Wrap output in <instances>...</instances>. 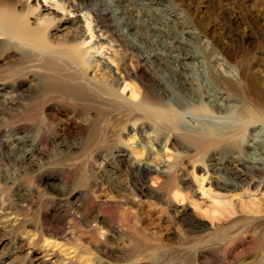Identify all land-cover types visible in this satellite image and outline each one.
Returning <instances> with one entry per match:
<instances>
[{"label": "rangeland", "instance_id": "1", "mask_svg": "<svg viewBox=\"0 0 264 264\" xmlns=\"http://www.w3.org/2000/svg\"><path fill=\"white\" fill-rule=\"evenodd\" d=\"M61 1L0 0L2 25H13L0 35V264H264V171L243 168L257 153L254 139L264 141L260 127L223 151L185 142L182 131L148 142L155 130L140 120L87 111L63 90L59 64L75 54L82 74L111 80L118 62H144L148 45L118 47L136 33L107 12L106 41L83 55L99 36L98 14L115 10L114 0H94L97 11L94 3L63 10ZM124 2L153 17L154 34H164L159 48L176 58L182 75L159 61L138 69L165 104H175L171 90L193 104L219 77L246 75L264 93V0ZM35 48L52 57L26 50ZM227 104L228 112L239 107ZM158 156L167 174L143 173L145 184L136 183L131 174L158 167ZM236 167L239 187L223 186L222 175Z\"/></svg>", "mask_w": 264, "mask_h": 264}, {"label": "bare ground", "instance_id": "2", "mask_svg": "<svg viewBox=\"0 0 264 264\" xmlns=\"http://www.w3.org/2000/svg\"><path fill=\"white\" fill-rule=\"evenodd\" d=\"M113 2L115 3V5L113 4V7L116 8L115 10L109 8L108 11H101L98 14V19L95 23H97L96 27L99 36L95 44L93 43L90 47L84 49L82 52L83 55H88L89 52L94 49L99 50L101 47L99 43L106 41V37H108V30L104 25L106 21L104 13L109 12L113 17L117 13L125 19L124 26L126 30L127 28H133L136 33L135 37L127 33L131 35V42L126 41L125 43H120L118 47L136 49L138 46L133 43V41L139 42L145 40L148 46H146V49H143L144 55L141 57V59L145 60V63L153 65L156 61H159L171 75H173L174 72L175 74L182 75L180 68H178V66L175 65V61H173L176 59L175 56L172 57V54H167L159 48V45L163 43L161 37H163L164 34H154L156 26L153 22V17H142L140 11H138L139 14L134 13L131 8L132 6L126 5L124 0H114ZM89 3L95 4L94 7L96 11L100 9L99 3L94 0H79L78 3L76 0H65L63 3L61 1L63 10H73L76 9V7ZM0 22V35L6 38L5 32L10 33L13 25L7 20L5 26L2 25V20H0ZM82 44L83 43L77 45L84 46V44ZM107 44L112 48L111 42L107 41ZM26 50H30L37 59L42 61L52 57L51 53L36 48ZM80 62L79 56L72 54L64 63L59 64L64 68L62 70L64 73L60 72V74L65 81L62 87L66 95L71 96L76 104L84 105V109L87 111H96L99 115L106 114L119 118L122 116H131L143 122L141 124H147L148 127L155 130L153 133L154 135L152 136L150 134L147 138L148 142H159L162 132L182 131L183 140L185 142H196L199 147H204L206 145L214 147L220 145L223 146V151H227L229 143L243 142L244 133L250 128L260 127L257 137H264V93L260 90L258 82L246 75H241L238 81L226 77L214 78L211 82V86L202 87V92L198 94V96L195 94V98H192L193 104L186 103L184 101L187 100L185 97L179 96L176 90H171V96L175 101V104L171 106L164 103L161 95L162 93H160L158 89L155 87H146L144 78L141 77L138 72L139 67L145 65L144 62H139V66L137 65L133 68L129 66L131 70L125 62H118L117 72L115 74H118L119 78L113 77L111 80L107 78L101 80L93 75L82 74ZM87 64H89L88 60L86 61V65ZM100 64L104 66L103 69L107 68L106 62L103 61ZM59 71H61V69H59ZM128 77L134 80L133 83H127L126 80ZM188 78L185 77V79ZM176 82L178 83V81ZM212 86L223 90L227 96L224 98L221 94H217L216 96L211 94L209 88ZM126 89H130L129 97L125 95ZM220 98L223 100L221 103L218 101ZM198 99H200V101ZM230 101L237 102L239 107H235L231 112H228L227 108L229 109V106L227 103ZM254 144L257 153L253 156L251 155V157L250 155L247 156V159H251L250 165H243V168L249 170L251 174L256 171H264V168L258 166L259 164L264 167V141L254 139ZM258 153L263 156V158L257 160L254 156ZM158 157L157 159H152L156 161L159 160L158 167L147 164V166H143L135 170L134 174H131V176L135 177L134 180L136 183H140L142 186L145 184L146 179L143 177V173L148 175V177H158L159 175L167 174L166 169L168 165L166 162L168 161ZM210 167L211 170L216 173H221L223 171L216 165H211ZM225 175H222L221 178L223 186L225 187H239L243 180L241 176L242 173L237 167L226 171ZM183 210L186 212L185 209ZM191 224L197 225V222L191 220Z\"/></svg>", "mask_w": 264, "mask_h": 264}]
</instances>
